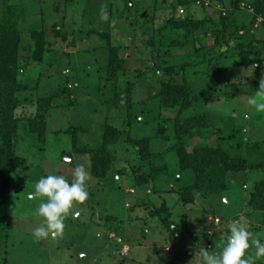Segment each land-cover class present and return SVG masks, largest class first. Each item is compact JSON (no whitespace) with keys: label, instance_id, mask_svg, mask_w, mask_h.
Returning <instances> with one entry per match:
<instances>
[{"label":"rangeland","instance_id":"obj_1","mask_svg":"<svg viewBox=\"0 0 264 264\" xmlns=\"http://www.w3.org/2000/svg\"><path fill=\"white\" fill-rule=\"evenodd\" d=\"M230 1L0 0V24L9 9L21 37L17 81L29 88L16 94L18 163L11 168L9 197L0 204L6 218L0 222V264H202L205 249L221 251L234 219L251 239L264 242V212L248 206L252 186L264 172L231 175L229 190L213 197L197 194L190 205L179 197L195 177L179 169L182 144L175 138V119L207 121L199 134L185 136L189 154L217 145L227 150L234 133L243 144L264 141V110L248 104L249 97L264 103L256 94L264 61L255 67L240 63L248 53L264 58V12L255 14L245 2L237 9ZM103 10L107 22L100 18ZM232 21L226 29L223 23ZM222 31L232 48L239 39L240 53L219 58L215 40ZM111 52L123 65L114 85L105 73ZM168 82L183 84L188 93L190 107L180 114L178 107L160 106L157 96ZM129 87L130 120L122 106ZM115 93L120 104L113 102ZM38 100L50 103L39 116L43 141L28 126ZM159 125L164 133L157 131ZM108 127L122 132L118 144L108 148L115 161L104 177L94 178L91 152L100 149ZM140 141L147 145L143 155L136 146ZM77 165L90 173L88 199L73 205L62 236L36 239L33 230L43 222L36 215L43 198L29 199L36 181L49 174L71 181ZM143 177L147 181L136 185ZM163 204L169 221L182 229L172 236L162 222L164 213L160 219L150 216ZM248 255L253 264H264L254 244Z\"/></svg>","mask_w":264,"mask_h":264},{"label":"trees","instance_id":"obj_2","mask_svg":"<svg viewBox=\"0 0 264 264\" xmlns=\"http://www.w3.org/2000/svg\"><path fill=\"white\" fill-rule=\"evenodd\" d=\"M213 1V0H212ZM215 2L224 5V0H214ZM241 2L247 3L248 7L253 9L255 14H263L264 0H231V7L237 8ZM226 18H222L225 22ZM235 23H223L226 29L230 28ZM174 28L185 29L183 23H172ZM196 25V24H192ZM225 29V30H226ZM219 34L215 40V46L219 47V58L225 57L229 52H241L242 47L239 45V39L235 40V47L230 46L231 38L223 34ZM35 38V35H34ZM21 37L14 15L9 9L4 12V22L0 24V204L5 202L9 197V183L11 168L18 163L16 153L17 130L19 121L14 113L18 108V99L16 94H20L29 90L26 85H22L17 81L18 71L16 69V59ZM233 41V40H232ZM149 44H151L149 42ZM225 47L226 52H220V48ZM41 58V52L39 51ZM255 56V57H253ZM261 56V55H260ZM257 54L248 53L242 55L240 63L255 67L256 64L262 65L264 58ZM255 58V61H254ZM123 69L122 61L118 60L117 53L111 52L105 67L107 81L115 82V75ZM131 87L124 94L125 102L123 107L126 108L127 117L131 119L132 113V98L129 95ZM120 95L115 93V104L119 103ZM160 106L167 110L175 107L179 108V114L183 110L190 107L188 101V93L183 84L164 83L160 93L157 96ZM49 100H38L36 114L32 119H28L29 131L31 133L38 132L43 141V120L39 116L44 114L49 108ZM206 119L203 116L189 118L184 121H174V134L176 140L182 144L177 150L179 159V169L181 171L189 170L194 174L195 182L192 186L182 187L179 190L180 202L183 205L193 204L195 196L201 194L206 197H213L223 194L229 190L228 177L231 175L242 174L245 172L261 171L264 172V141L242 143V138L237 133L231 134L228 138L230 143L227 150L222 146L217 145L215 148L195 149L192 153H187L184 149L185 136L190 137L193 132L198 133L206 125ZM157 131L164 133V125H159ZM122 135L121 131H116L110 127L106 129L102 139L100 149L91 152V175L94 178L104 177L112 162L115 161V156L108 151L109 147L118 144ZM184 143V144H183ZM140 154H144L147 145H143L142 141L136 142ZM229 151L232 152V156ZM236 151L238 153H236ZM147 177L136 178V185L147 181ZM1 206V205H0ZM248 206L254 211L264 212V179L254 183L252 191L249 195ZM161 213L166 215L163 219L165 229L172 236L181 229L180 225H174L170 220V211L166 204H163L162 211L150 213L151 217L160 219ZM1 224H5L6 218L4 212L0 211ZM7 224V223H6ZM219 242V241H218ZM217 242V243H218ZM6 256V254L4 255ZM4 261L6 257L2 258Z\"/></svg>","mask_w":264,"mask_h":264},{"label":"clouds","instance_id":"obj_3","mask_svg":"<svg viewBox=\"0 0 264 264\" xmlns=\"http://www.w3.org/2000/svg\"><path fill=\"white\" fill-rule=\"evenodd\" d=\"M101 20L107 22L109 15L106 10L100 14ZM264 80L260 83L257 96H264L262 90ZM248 104L257 111L264 110V103L258 102L256 97H249ZM70 163V158H65ZM73 179L69 181L62 175L49 174L36 181L34 191L29 199H41L36 215L42 218V223L35 227L33 236L36 239L57 238L63 235L65 219L73 209L74 204L84 203L89 196L87 182L90 173L83 165H77L72 170ZM252 233L239 220H232L228 226L226 241L218 254H210L206 249L202 252V264H253L248 250L254 244L256 256H264V242L251 239Z\"/></svg>","mask_w":264,"mask_h":264},{"label":"built area","instance_id":"obj_4","mask_svg":"<svg viewBox=\"0 0 264 264\" xmlns=\"http://www.w3.org/2000/svg\"><path fill=\"white\" fill-rule=\"evenodd\" d=\"M215 224H218V219H215ZM123 250H124V253H125V254H126L127 251H128V250H127V247H124V246H123Z\"/></svg>","mask_w":264,"mask_h":264}]
</instances>
